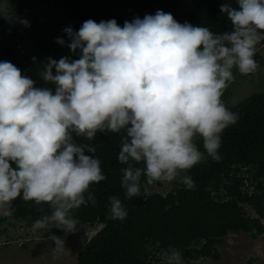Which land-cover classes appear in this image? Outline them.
I'll use <instances>...</instances> for the list:
<instances>
[{
	"label": "clouds",
	"instance_id": "1",
	"mask_svg": "<svg viewBox=\"0 0 264 264\" xmlns=\"http://www.w3.org/2000/svg\"><path fill=\"white\" fill-rule=\"evenodd\" d=\"M220 13L232 25L223 34L180 23L163 10L122 27L115 19H88L78 31L68 26V40L56 43L79 58L48 57L39 76L50 87H37L13 63L0 61V214L10 217L8 206L20 197L51 209L33 231L76 230L73 210L95 204L90 185L106 177L99 158L86 154L96 148L73 134L91 141L97 132H123L118 161L126 165V199L149 195L141 191L142 176L148 184L171 182L201 162L197 136L207 155L219 160L221 134L238 120L221 97L234 67L243 75L258 68L264 0L222 3ZM181 182L194 187L188 176ZM109 214L123 220L128 212L112 197ZM52 241L57 248L64 244L54 234ZM164 256L166 264H190L174 249Z\"/></svg>",
	"mask_w": 264,
	"mask_h": 264
},
{
	"label": "trees",
	"instance_id": "2",
	"mask_svg": "<svg viewBox=\"0 0 264 264\" xmlns=\"http://www.w3.org/2000/svg\"><path fill=\"white\" fill-rule=\"evenodd\" d=\"M7 1L13 18L0 29V61L13 63L22 75L36 81L37 87L51 86L39 76L41 65L48 57L79 58L66 45L56 43L57 38L68 40L63 31L68 26L78 31L88 19L97 23L115 19L122 27L125 21L142 19L146 14L154 15L157 10H163L180 23L188 22L223 34L231 31L232 25L226 14L220 13V5L229 3L236 7V0ZM21 19H26L30 26L25 27L19 22ZM226 94L224 91L221 100ZM227 107L237 114L238 120L221 134L220 159L208 156L202 139L195 137L194 142L204 153L201 162L179 175L165 192L147 191L146 186L151 184L142 176L141 191L149 193L147 197L125 198L121 169L126 165L118 161L123 132H97L91 141L73 134L78 143L96 148L95 153L86 154L99 158L106 177L90 185L96 203L89 202L72 212L77 227H98L77 254L75 264H166L164 254L169 249L177 250L180 260L216 261L220 259L218 245L229 232H243L253 239L263 233L264 91ZM184 176L192 179L194 187L181 182ZM250 186L253 188L248 192ZM112 197L119 198L126 207L125 219L110 218ZM8 208L12 215H2L0 225L23 222L24 226L32 228L37 219L51 214L47 204L36 205L20 197ZM61 232L63 230L53 228L48 235Z\"/></svg>",
	"mask_w": 264,
	"mask_h": 264
},
{
	"label": "rangeland",
	"instance_id": "3",
	"mask_svg": "<svg viewBox=\"0 0 264 264\" xmlns=\"http://www.w3.org/2000/svg\"><path fill=\"white\" fill-rule=\"evenodd\" d=\"M10 2L0 0V29L10 24L13 11ZM8 6V7H7ZM258 68L255 72L243 75L235 67L234 79L228 82L226 97L222 102L234 105L249 95L264 91V41L261 42L255 53ZM185 171H181L182 175ZM147 185V191L158 190L165 192L174 182L157 181ZM250 212V207H246ZM2 214H0V217ZM264 226V217L261 219ZM6 228L3 230V228ZM98 227L83 225L74 232L54 234L60 237L64 244L57 248L52 236L47 230L34 232L32 228L24 226L23 222L12 225H0V264H75L77 254L84 248L87 239L92 236ZM220 259L213 261L197 258L187 261L190 264H264V231L256 238H250L243 232H229L218 245ZM185 261V260H183ZM186 263V262H183Z\"/></svg>",
	"mask_w": 264,
	"mask_h": 264
},
{
	"label": "built area",
	"instance_id": "4",
	"mask_svg": "<svg viewBox=\"0 0 264 264\" xmlns=\"http://www.w3.org/2000/svg\"><path fill=\"white\" fill-rule=\"evenodd\" d=\"M252 188H253V186H250V188L248 189V192H249V191H251V190H252Z\"/></svg>",
	"mask_w": 264,
	"mask_h": 264
}]
</instances>
